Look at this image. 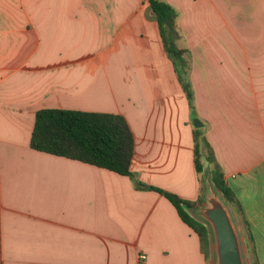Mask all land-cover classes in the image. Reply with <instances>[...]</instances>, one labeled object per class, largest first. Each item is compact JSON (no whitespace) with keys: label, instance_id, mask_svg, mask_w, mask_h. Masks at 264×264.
<instances>
[{"label":"crops","instance_id":"1","mask_svg":"<svg viewBox=\"0 0 264 264\" xmlns=\"http://www.w3.org/2000/svg\"><path fill=\"white\" fill-rule=\"evenodd\" d=\"M163 1L186 72L148 0H0V264H214L160 192L32 148L43 108L122 114L136 179L189 201L199 118L264 264V0Z\"/></svg>","mask_w":264,"mask_h":264},{"label":"trees","instance_id":"2","mask_svg":"<svg viewBox=\"0 0 264 264\" xmlns=\"http://www.w3.org/2000/svg\"><path fill=\"white\" fill-rule=\"evenodd\" d=\"M148 2L158 22L168 55L173 59H180L184 64L181 65L180 71L186 72L183 55L187 49L178 46L182 38L178 28V11L163 0H148ZM182 83L190 108L195 113L192 84L185 78L182 79ZM31 147L38 151L64 156L128 175L134 178L139 188H149L160 192L176 207L182 220L199 235L201 248L206 258L210 256L209 228L205 222L190 213L191 209L203 202V188L197 201H189L174 193L147 186L136 179L132 170L136 139L128 120L122 114L43 108L36 114ZM194 155L198 174L201 175L205 171V162L211 165L210 175L214 185L222 192L227 202L231 205L236 204L243 213L242 205L233 189L227 184L214 149L201 128L194 131ZM250 237L253 241L251 234ZM253 250L256 255L254 245ZM256 264H259L257 259Z\"/></svg>","mask_w":264,"mask_h":264},{"label":"water","instance_id":"3","mask_svg":"<svg viewBox=\"0 0 264 264\" xmlns=\"http://www.w3.org/2000/svg\"><path fill=\"white\" fill-rule=\"evenodd\" d=\"M199 118L194 120L196 127L203 126ZM209 205L202 208V214L212 226L216 241V264H244L237 229L225 203L215 196L205 195Z\"/></svg>","mask_w":264,"mask_h":264},{"label":"rangeland","instance_id":"4","mask_svg":"<svg viewBox=\"0 0 264 264\" xmlns=\"http://www.w3.org/2000/svg\"><path fill=\"white\" fill-rule=\"evenodd\" d=\"M210 167L212 166L205 162V171L200 175L202 188H203V197H204L203 202L200 205L198 204L197 206H195L194 209H191L190 213L195 218L205 222L207 227L209 228L210 241H211L210 250L212 252L211 258L213 259L214 264H216L217 263L216 241L214 238L212 226L202 214V208L209 205V202L206 201L205 199L206 194L215 196L216 198L222 200L225 203L231 215L232 221L237 229L238 235H239L244 264H256V255L253 250V241L247 230V226L242 216V213L240 212V209L238 208L236 204L231 205L229 202H227L222 192L216 188V186L214 185L211 179Z\"/></svg>","mask_w":264,"mask_h":264}]
</instances>
